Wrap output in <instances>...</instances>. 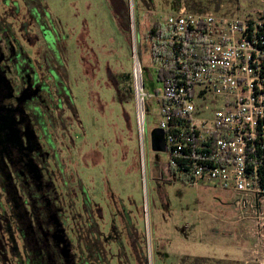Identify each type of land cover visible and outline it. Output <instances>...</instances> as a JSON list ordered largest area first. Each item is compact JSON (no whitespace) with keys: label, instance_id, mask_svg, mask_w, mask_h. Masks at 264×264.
I'll return each instance as SVG.
<instances>
[{"label":"rangeland","instance_id":"rangeland-1","mask_svg":"<svg viewBox=\"0 0 264 264\" xmlns=\"http://www.w3.org/2000/svg\"><path fill=\"white\" fill-rule=\"evenodd\" d=\"M14 1L5 5L11 8ZM185 1L25 0L40 15V43H48L56 81L64 95L71 93L78 110L79 122H68L65 99L63 125L55 134L58 191L66 200L73 164L85 195L103 208L106 264H264V216L249 208L240 212L223 189L200 183L191 188L167 178L162 171L167 156L149 144L148 134L160 121L155 100H146L143 158L132 101L121 102L131 85L125 77L132 68V28L144 91L153 95L160 84L144 35L151 23L175 15ZM223 1L220 13L264 16V0ZM117 233L120 245L113 240Z\"/></svg>","mask_w":264,"mask_h":264},{"label":"built area","instance_id":"built-area-1","mask_svg":"<svg viewBox=\"0 0 264 264\" xmlns=\"http://www.w3.org/2000/svg\"><path fill=\"white\" fill-rule=\"evenodd\" d=\"M144 46L160 84L153 95L144 91L132 28L130 86L139 155L146 100L153 98L167 156L163 174L191 188L200 183L228 191L233 207L263 217L264 16L194 13L180 2L175 15L148 26Z\"/></svg>","mask_w":264,"mask_h":264},{"label":"flooded vegetation","instance_id":"flooded-vegetation-1","mask_svg":"<svg viewBox=\"0 0 264 264\" xmlns=\"http://www.w3.org/2000/svg\"><path fill=\"white\" fill-rule=\"evenodd\" d=\"M5 2L0 0V264H106L103 208L85 195L73 164L67 199L58 191L55 134L65 99L68 122H79L74 97L56 81L48 43L41 46L40 15L25 0L11 8ZM118 235L113 240L120 245Z\"/></svg>","mask_w":264,"mask_h":264},{"label":"trees","instance_id":"trees-1","mask_svg":"<svg viewBox=\"0 0 264 264\" xmlns=\"http://www.w3.org/2000/svg\"><path fill=\"white\" fill-rule=\"evenodd\" d=\"M223 0H186L185 6L186 8L194 13H200L205 11H213L220 13V5L223 4ZM125 78L128 80L130 79V76L127 75ZM126 97L124 95H121V102L124 101H132V91L131 86L128 87V89L125 90Z\"/></svg>","mask_w":264,"mask_h":264},{"label":"water","instance_id":"water-1","mask_svg":"<svg viewBox=\"0 0 264 264\" xmlns=\"http://www.w3.org/2000/svg\"><path fill=\"white\" fill-rule=\"evenodd\" d=\"M149 143H150V148L153 152L164 153L165 144H164V136L162 130L153 129L149 133Z\"/></svg>","mask_w":264,"mask_h":264}]
</instances>
